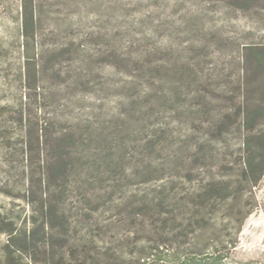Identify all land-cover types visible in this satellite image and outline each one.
I'll return each instance as SVG.
<instances>
[{
	"label": "rangeland",
	"instance_id": "374dc122",
	"mask_svg": "<svg viewBox=\"0 0 264 264\" xmlns=\"http://www.w3.org/2000/svg\"><path fill=\"white\" fill-rule=\"evenodd\" d=\"M35 3L37 35L25 51L21 0H0V223L29 225L33 208L24 196L23 167L37 173V182L52 158L39 143L67 136L73 141L71 165L51 200L65 211L69 244L102 248V227L115 215L116 203L161 183L174 154L176 162L211 167L216 178L246 190L242 205L251 212L233 248L234 224L224 226L223 205L213 212L223 223L168 243L167 261L211 263L231 248L225 263L264 264V175L251 192L239 182L242 102L246 81H253L246 48L264 46V3L250 8L227 0ZM20 106L23 122L17 118ZM222 113L229 114L230 124L215 130ZM42 119L49 124L37 139ZM198 147L200 158L192 156ZM144 162L163 169V180L129 177V167ZM211 232L220 235L212 238ZM6 240L1 233L0 252Z\"/></svg>",
	"mask_w": 264,
	"mask_h": 264
},
{
	"label": "trees",
	"instance_id": "16d2710c",
	"mask_svg": "<svg viewBox=\"0 0 264 264\" xmlns=\"http://www.w3.org/2000/svg\"><path fill=\"white\" fill-rule=\"evenodd\" d=\"M227 1L239 8L264 3V0ZM20 8L21 47L28 51L29 42L33 43L37 35V5L35 0H21ZM246 51V62L253 81H246L245 99L242 102L245 133L239 182L247 183L251 192L264 175V46H249ZM34 56L35 53L32 58ZM17 115L19 121L23 122L25 111L22 106ZM228 118V113H222L213 122L215 130L227 128L230 124ZM48 124L49 120H41L36 128L37 139L42 132L46 135ZM24 137L26 142L22 155L27 159L31 154L29 132ZM52 140L39 143L43 147L42 152L47 147L52 158L39 173L37 182L34 179L37 173H33L28 165L23 167L24 196L33 211L29 216V225L18 227L11 221L0 223V234L7 235L0 252V264H172L167 261L170 253L163 247L176 239L196 236L203 227L223 223V218L213 215L215 210L227 206L224 226L234 224L232 248L245 218L251 212V209L245 210L242 205L246 190L239 189L228 180L216 178L211 167L176 162L177 157L173 154L171 160L170 154L171 163L164 168V180L161 174L163 169L159 167H152L145 162L129 167V177L163 181L149 192L132 194L116 203L115 215L108 218L102 227V248L69 244L66 239L69 227L67 216L64 209L59 207L60 203L51 200V194L60 190V183L71 165L68 149L73 141L67 136H55ZM200 151L198 147L192 156L200 158ZM194 179H199L201 183L189 185ZM210 235L217 238L220 234L211 232ZM230 251L231 248H227L225 254L217 255L211 263L184 260L180 264H228L224 258Z\"/></svg>",
	"mask_w": 264,
	"mask_h": 264
},
{
	"label": "bare ground",
	"instance_id": "6f19581e",
	"mask_svg": "<svg viewBox=\"0 0 264 264\" xmlns=\"http://www.w3.org/2000/svg\"><path fill=\"white\" fill-rule=\"evenodd\" d=\"M221 264H224V263H221Z\"/></svg>",
	"mask_w": 264,
	"mask_h": 264
}]
</instances>
